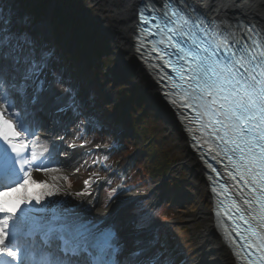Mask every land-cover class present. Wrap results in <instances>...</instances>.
Returning a JSON list of instances; mask_svg holds the SVG:
<instances>
[{
    "label": "snow or ice",
    "instance_id": "snow-or-ice-1",
    "mask_svg": "<svg viewBox=\"0 0 264 264\" xmlns=\"http://www.w3.org/2000/svg\"><path fill=\"white\" fill-rule=\"evenodd\" d=\"M137 18V55L167 81L172 105L192 113L185 121L196 146L227 160L225 172L241 185L243 206L234 202L225 214L242 222L230 236L236 254L251 260V249L264 252V29L209 19L190 0H142ZM87 80L30 15L0 8V264H174L143 208L126 209L125 237L115 223L68 207L58 183L34 178L59 172L49 166L59 163L55 149L38 150L41 115L55 128L63 116L87 114L96 97ZM84 186L76 197L92 195L90 181Z\"/></svg>",
    "mask_w": 264,
    "mask_h": 264
},
{
    "label": "rangeland",
    "instance_id": "rangeland-1",
    "mask_svg": "<svg viewBox=\"0 0 264 264\" xmlns=\"http://www.w3.org/2000/svg\"><path fill=\"white\" fill-rule=\"evenodd\" d=\"M0 7L6 12L8 7L15 6L19 9L21 14V8L17 6L14 1L1 0ZM83 4L87 6V14L89 15L90 22L92 21L93 27L90 33H98L99 43L105 44L107 49L106 54L103 55L105 62L100 65L94 63L95 72L86 68L83 61H87L86 58L90 57L92 51L91 44L88 42L85 44L84 37L80 38H69L66 36H59L55 40L52 36V27L49 23V16H42L35 20V24L42 25V29L45 34L49 32L50 36L46 37L51 43L57 41L60 47L86 48L84 55L79 58L78 61H71L74 66H81L87 73V87L95 91L98 95L95 101L104 103L106 106L111 107L116 104V85L123 83L131 84L132 82L138 85V88L143 92L146 100V105L149 111L154 112L156 116V122H158L156 131L159 133L158 142H164L170 147V150L175 152V156L178 155V160L172 164V168L168 175L172 176L171 182L165 181L168 177L162 178L161 180L151 182L145 188L140 190H126L120 189L122 186L115 181L121 180V176H126L127 171L130 169L136 170L138 165L142 162V150L138 147L142 146V139L131 131V128L125 123H115L112 127L102 128L99 125V120L93 117V114L97 115L95 108L96 104H92L89 108L88 113L80 115L79 117H73L70 119V123L67 124L62 122L60 126L53 128L52 121V135L42 137L44 134L41 133L39 139L40 148L43 149H55V158L59 161L63 159L65 161V172L63 177H67L64 182L65 189L71 192H80L84 189V181H90L91 178L98 176L105 180H108L104 187V193L98 200L99 208L107 209V202L109 194L113 189H116V197L114 200L120 199L122 203L127 202L122 209L120 216L126 218L129 223L128 214L126 209L131 206L137 205L138 202L145 201L146 211L151 215L156 212L155 210L165 205L167 216L163 220L161 218H154L151 220V234L157 235L156 230L163 227L166 223L171 224V232L176 233L175 235V247L169 248L168 252L172 255L174 264H192L197 261L201 255L198 248L200 221L195 218L188 220L187 218L193 215L190 210H185L181 213L176 206V199L170 197L173 192H179L182 196L191 193L187 187L189 182V170L182 164L183 159L187 158L186 145L179 138L178 133L174 129L167 127L163 120V115L149 100L148 91L144 88L140 79L136 75H130L125 73L118 74L117 78L113 82L111 79L113 75L115 48L113 46L112 37L108 31V25L105 24L109 15L104 9V4L96 2V0H83ZM89 7V8H88ZM242 16V15H241ZM245 17V15H243ZM242 16V17H243ZM246 18H248L246 16ZM250 19V18H248ZM262 29L264 27L259 25ZM47 27V31H46ZM107 28V29H106ZM91 35V34H90ZM54 44V43H53ZM62 56H65L64 52H59ZM66 57V56H65ZM86 59V60H85ZM112 94V97H108L107 92ZM103 120L115 118L116 113L112 110H106L104 114H101ZM91 121V122H89ZM98 122V123H97ZM122 130V134L119 135V131ZM63 137L60 140L59 137ZM35 139V138H34ZM75 145L72 147L71 145ZM105 146H112L110 151H104ZM57 163V164H59ZM52 164L49 166H55ZM111 170H108L109 168ZM138 172V169H137ZM178 184V185H177ZM89 188V191L91 190ZM124 190V191H123ZM193 193V192H192ZM158 198L163 199V202L156 204ZM75 199V198H74ZM152 221H160L158 225L152 223ZM155 224V225H154ZM130 228L131 224L129 223Z\"/></svg>",
    "mask_w": 264,
    "mask_h": 264
},
{
    "label": "bare ground",
    "instance_id": "bare-ground-1",
    "mask_svg": "<svg viewBox=\"0 0 264 264\" xmlns=\"http://www.w3.org/2000/svg\"><path fill=\"white\" fill-rule=\"evenodd\" d=\"M97 1L104 4V9L109 15L105 24L108 25V31L113 38L112 42L115 48V53L113 54L115 67H113V71L122 69L119 71V74L126 72L130 75H136V77L141 80L144 88L148 91L149 100H151V102L157 106L156 108L158 111L162 113L163 120L167 127L174 129L178 133L179 138L186 145L188 157L183 159L182 164L189 170L190 178L187 187L191 193L182 196L179 192H173L170 197L177 200L176 206L181 213L185 210L193 212L194 216L190 215L187 218L188 220L195 218L197 215V220L200 221L198 248L201 255L198 257L197 261L192 264H235L233 263L231 254L224 247L223 242L214 228L211 197L208 193V186L205 183L201 164L197 158L191 154L188 149V143H186L184 134L181 132V128L178 126L174 114L161 103L157 89H155L150 78L144 75L142 67H140L138 59L134 55L132 34L135 25V10L139 0H96V2ZM190 2L198 9L200 8L219 15H245V17L247 16L254 22L256 21L258 25L264 27V0H190ZM107 95L108 97H112L109 91ZM44 124L45 129L43 133L50 134L52 128L47 122H44ZM64 164L65 161L61 159L59 164L50 166L58 168L59 172L49 173L47 175L34 173V178L47 180L49 183H58L63 192L68 193L66 196L62 195L61 198L67 199L69 201L67 206H71L76 202L74 201L71 203V201L76 198L74 195L76 192L65 189L62 179L58 181L52 179L53 176L63 177V173L65 172ZM84 203L85 206L78 212H82L87 217L96 221L102 219L103 223H115L121 230L122 236L126 237L131 231L128 220L120 216L127 202L122 203L120 199L114 200V204L108 206L107 209L99 208L97 197H86Z\"/></svg>",
    "mask_w": 264,
    "mask_h": 264
},
{
    "label": "trees",
    "instance_id": "trees-1",
    "mask_svg": "<svg viewBox=\"0 0 264 264\" xmlns=\"http://www.w3.org/2000/svg\"><path fill=\"white\" fill-rule=\"evenodd\" d=\"M14 1V3L20 8L24 9L25 14L30 15L33 20L42 16H49V23L52 27V36L57 39L59 36H66L69 38L84 37V42L91 44L92 51L90 57L86 58V68L95 72L94 63L100 65L105 62L103 55L106 54L105 44L99 43L98 33H90L93 27L92 21L90 22L89 15L87 14V6L83 4V0H6ZM1 3V2H0ZM1 5V4H0ZM1 8V7H0ZM89 8V7H88ZM92 26V27H91ZM91 34V35H90ZM57 46L59 52H64L65 58L70 61H78L81 58L86 48L79 47H60L57 41H53ZM85 59V60H86ZM117 91L114 106H106L104 103L95 101V111L93 114L94 119L99 120L101 127H112L115 123H125L131 128V131L136 136L142 139V146L138 147L142 150V162L137 166V169H130L127 171L126 176H121V180L115 181L119 183L123 189L126 190H140L145 188L151 182L161 180L168 177L165 181L171 182L172 176L168 175L174 164L178 160V155L175 156V152L170 150V147L164 142H158L159 133L156 131L158 122H156V116L154 112L149 111L146 105V100L143 92L138 88V85L123 83L116 85ZM96 93V92H95ZM97 93L96 97L97 98ZM106 110H112L116 113L115 118L103 120L101 114H104ZM178 185V184H177ZM136 207H141L144 210L145 202L138 203ZM156 212L151 214V220L154 218H163L167 216L168 210L165 205L155 210ZM172 225L165 224L163 227L156 230L161 243H163L167 249L175 247V235L171 232ZM178 264V263H175Z\"/></svg>",
    "mask_w": 264,
    "mask_h": 264
}]
</instances>
